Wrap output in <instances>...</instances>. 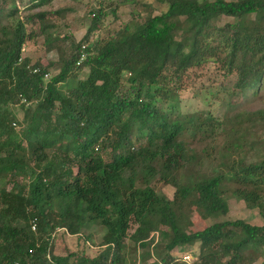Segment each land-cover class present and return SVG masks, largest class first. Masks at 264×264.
<instances>
[{
    "label": "trees",
    "instance_id": "obj_1",
    "mask_svg": "<svg viewBox=\"0 0 264 264\" xmlns=\"http://www.w3.org/2000/svg\"><path fill=\"white\" fill-rule=\"evenodd\" d=\"M46 1L0 0V180L10 184L0 187V264H70L73 257L77 264H127V243L137 264H185L169 252L195 242V264H244L249 250L264 259V157L231 161L222 173H194L200 160L181 137L211 136L217 122L191 115L183 126L172 116L188 68L212 61L233 74L219 89L226 103L262 81L264 0H154L166 4L160 13L86 40L105 14L98 7L80 42L53 34L46 11L29 12ZM221 16L234 21L219 27ZM35 23L33 33L59 63L47 80L51 60L19 59L31 34L26 27ZM82 67L87 72L78 79ZM16 106L23 109L19 120ZM252 113L264 128V107ZM153 179L172 180L180 203L195 195L193 204L206 214L226 213L222 185L231 182L232 195L257 207L263 222L224 220L182 231ZM94 226L103 238L85 256ZM56 232L82 249L55 254Z\"/></svg>",
    "mask_w": 264,
    "mask_h": 264
},
{
    "label": "rangeland",
    "instance_id": "obj_2",
    "mask_svg": "<svg viewBox=\"0 0 264 264\" xmlns=\"http://www.w3.org/2000/svg\"><path fill=\"white\" fill-rule=\"evenodd\" d=\"M24 3H17L21 15L26 12V8H23ZM98 7L105 14L99 20L97 27L89 33L86 40L93 41L96 38H105L122 28L125 23H135L147 15L160 13L165 9L166 4L154 0H48L41 6L30 9L29 12L46 11L44 18L53 24V34L67 36L68 41L80 42L90 24L93 16L92 12ZM233 21L234 19L230 17L221 16L216 20V25L220 27L224 23ZM35 27L36 23L26 27V32L31 30V34L21 46L20 58L27 57L31 64L36 60H39L42 64H46L47 61L51 60L52 64L47 68V74L44 76V80H47L57 72L59 63L55 60V51L45 50L41 36L33 33ZM86 72L85 67L80 68L76 73V78H83ZM233 81V74L223 75L219 64L212 61H206L199 66L188 68L182 76L183 88L178 93L177 103H173L172 116L177 115L183 126L187 125L188 117L191 115L200 117L210 115L217 122L211 136L207 134L205 136L199 134L191 136L184 133L181 137L188 151L197 154L200 160L193 167L194 173L199 172L203 175L222 173L227 169L224 165L231 163V161L242 160L246 163L264 157V128L258 117L252 113L264 107V78L246 96L237 97L238 93H236V100L226 103L221 98L223 94L220 93L219 89L231 85ZM64 91H67L66 87H64ZM160 103L166 109L171 105L169 101L165 104L163 101ZM14 112L19 120L23 109L16 106ZM109 154V150L102 153L103 159L107 160ZM188 170L182 172L186 174ZM174 176L175 178L182 177L178 173H175ZM151 185L156 192L162 193L170 201L169 206L175 214V222L182 231L193 232L213 222L224 220L240 219L251 225H261L263 222L260 210L257 207L247 208L242 200L236 199L232 195L231 190L236 187V184L231 182L222 185L224 200L227 205V211L224 214L219 212L204 213L202 209L193 204V200L196 198L195 195H191L183 203L173 200L175 187L172 180L164 184L153 179ZM0 187L9 188L10 184L0 180ZM90 231L92 232L89 240L90 246L83 247L85 256L95 254L104 234L103 228L98 226L92 227ZM54 236L51 245L55 254L63 255L68 250L77 251L82 249L81 243L76 244L73 237H64L59 232H56ZM129 245L127 243L126 262L127 264H137L136 252ZM258 249L261 251L262 247ZM197 252L198 243L195 242L179 249L174 248L169 253H172L175 258L181 261L182 256L188 255L190 259L183 262L185 264H195ZM247 253L253 257L251 261H246L244 264H264L261 254L258 255L250 250ZM77 261L73 257L68 262L77 264Z\"/></svg>",
    "mask_w": 264,
    "mask_h": 264
},
{
    "label": "built area",
    "instance_id": "obj_3",
    "mask_svg": "<svg viewBox=\"0 0 264 264\" xmlns=\"http://www.w3.org/2000/svg\"><path fill=\"white\" fill-rule=\"evenodd\" d=\"M20 51H21V48H20ZM19 59H21L20 57H19ZM44 76H46V74H44ZM31 229L33 230L34 229V226L33 225H31ZM182 261H185V262H187V260H189L190 258H189V256L188 255H184V256H182ZM181 261V260H180ZM9 264H21L19 261H13V262H11V263H9Z\"/></svg>",
    "mask_w": 264,
    "mask_h": 264
}]
</instances>
